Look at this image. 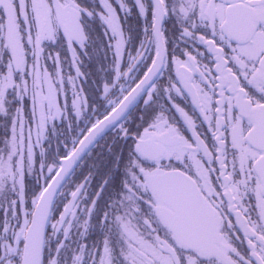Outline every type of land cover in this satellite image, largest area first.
I'll return each mask as SVG.
<instances>
[{
  "label": "snow or ice",
  "instance_id": "obj_1",
  "mask_svg": "<svg viewBox=\"0 0 264 264\" xmlns=\"http://www.w3.org/2000/svg\"><path fill=\"white\" fill-rule=\"evenodd\" d=\"M133 4L0 0V264H264V0Z\"/></svg>",
  "mask_w": 264,
  "mask_h": 264
},
{
  "label": "flooded vegetation",
  "instance_id": "obj_2",
  "mask_svg": "<svg viewBox=\"0 0 264 264\" xmlns=\"http://www.w3.org/2000/svg\"><path fill=\"white\" fill-rule=\"evenodd\" d=\"M126 2L131 6L132 15L127 16L126 18L122 19V22L125 24L126 29L129 32L130 36V49L131 51H135L136 45L139 41V27L141 25V21L136 15V8L133 4V0H126ZM86 69H91L93 65L89 64L86 60ZM111 137V132H105L102 134L100 138L94 142V145L90 148V154L86 153L82 157L83 167H77L75 170V175L72 177L73 180H76L82 174H86L88 171H93V169L89 168L90 164H97L99 165L98 168L94 169L95 175L92 178V184L95 186L104 176L106 169V161L110 162L111 157L107 152V143L108 140L106 138ZM119 146H114V151H118ZM102 238V233L99 230H91L89 235L86 239V242L91 246V244L95 243L97 240Z\"/></svg>",
  "mask_w": 264,
  "mask_h": 264
}]
</instances>
